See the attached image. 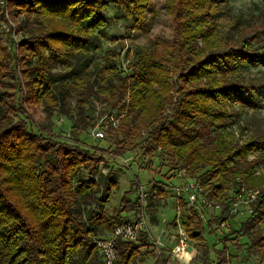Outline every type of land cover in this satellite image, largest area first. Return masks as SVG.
<instances>
[{"label":"trees","instance_id":"16d2710c","mask_svg":"<svg viewBox=\"0 0 264 264\" xmlns=\"http://www.w3.org/2000/svg\"><path fill=\"white\" fill-rule=\"evenodd\" d=\"M151 1L0 3V19L9 26L0 33V85L14 74L21 97L20 111L7 105L0 112V264H106L96 242L131 219L129 212L134 218L141 216V193L133 199L124 194L120 201L124 205L113 215L102 212L117 177L104 154L107 148H89L78 136L94 126L87 112L91 90L77 77L78 92L70 109L66 80L91 65L92 53L101 49L109 2L122 7L126 17L138 25ZM229 1L164 0L174 28L165 53L170 58L161 52L145 57L135 53L129 72L122 54H116L107 70L117 74L119 82L109 88L103 101L122 117L117 128L109 121L104 139L108 156H124L141 144V159L149 164L159 160L161 167L168 168L163 174L166 179L184 170L199 182L202 194L219 204L220 212L212 214L209 224L220 226L222 221L240 216H227V212L229 199L241 185L258 189L252 213L238 224L237 232L247 238L250 255L264 256V180L252 176L259 161L247 158L254 153L264 156V131L240 142L228 127L236 116V106L255 108L243 96L255 87L248 89L235 74L245 64L264 65V50L249 48L248 38L221 49L212 22ZM11 33L20 34L21 39L15 40ZM5 40L10 43L8 49ZM9 50L13 64L8 60ZM58 66L64 72L54 71ZM4 93L0 91V106ZM36 106L68 117L74 141L63 142L49 135L45 127L39 128L29 114ZM238 127L244 131L243 126ZM102 167L110 169L103 173ZM170 172L173 174L168 175ZM169 182L171 179L155 182L160 185L152 195L167 191L174 197ZM137 186L134 180L133 189ZM208 209L199 199L195 207H184L183 213L188 237L200 250L193 259L201 262L208 254L203 235ZM115 251L114 264H142L152 257L154 264H169L167 255H157L144 229L135 241L117 239ZM219 256L221 264L232 257L223 252Z\"/></svg>","mask_w":264,"mask_h":264},{"label":"rangeland","instance_id":"374dc122","mask_svg":"<svg viewBox=\"0 0 264 264\" xmlns=\"http://www.w3.org/2000/svg\"><path fill=\"white\" fill-rule=\"evenodd\" d=\"M4 2L5 0H0L1 4H4ZM217 13L212 23L218 29L219 39L222 43L221 49L238 44L242 38H248L249 48L258 51L264 50V33H259L260 30L264 31L263 0H231L226 8L219 9ZM106 18L107 23L101 30L103 35L102 46L98 52L92 53L91 65L89 64L86 68L78 70L75 75L71 74L66 80L71 94L68 99V106L70 109L74 108L75 95L78 92L76 78H82L85 81V87L91 90L87 112L93 118L91 124L94 126L87 132L79 133L80 142L89 148L98 146L107 148L104 154L108 159L107 162L113 166L117 177V185L113 188L107 203L102 206V212L109 215L115 214L124 205L120 202L122 196L127 194V199H133L137 196V193L140 195V187H142L145 193L141 196V216L146 222L145 230L152 240L161 243L157 248L160 253L163 252L168 256L169 264H184L185 261L173 252L176 244V239L173 236L177 230L175 197H171V194L167 191L163 195H152V190H149V185L153 181H168L171 179V183L177 185L179 183L178 179L175 176L167 178L168 180L163 177L167 167H161L159 160L155 159L149 164L141 159V144L124 156L111 157L108 156L110 151L104 139L109 127L110 113L116 118L117 126L115 128L118 127V122L120 123L122 117L118 115L117 109H112L107 102L103 101L104 94L109 88L119 82L118 75L107 70L108 64L113 61L116 54L121 53L124 60L123 66L131 72L129 65L134 64L135 53L145 57L146 54L161 52L164 56L170 58L165 53H167L166 46L171 44L174 35L173 23L171 17L166 13L164 0H152L145 12L143 21L138 25L133 24L126 17L122 7L113 2L108 4ZM9 24H11V21ZM8 30V24L0 19V33L2 34ZM11 36L17 41L21 39L20 34L11 33ZM254 37L257 39L252 41L251 39ZM4 44L8 49L10 46L9 41L5 40ZM9 54L8 60L13 64L10 50ZM78 66V69H80V65ZM54 71L64 72V69L58 66ZM235 75L239 82L248 89L251 86L255 87L252 90L243 92V96L253 102L255 108L242 110L236 106V116L228 121V127L234 140L241 142L246 137L264 131V65L245 64L239 68ZM5 82L0 85V91L5 92L1 96L0 112L7 105H14L16 110L20 111L21 97L18 80L14 74H10L5 78ZM168 111L166 110L165 113ZM29 114L39 128H46L49 135L63 142L74 141L70 132L72 122L68 117L59 115L57 111H45L40 106L29 110ZM21 115L23 116V114ZM239 125L244 127V131L241 132ZM97 127H102L105 133L102 140L95 139L92 136L93 130ZM247 158L248 160L256 159L259 161L252 176L256 180H264V156L254 153ZM102 165L104 164L102 163ZM109 169V167H102L101 171L105 173ZM82 174L85 175V173ZM171 174L173 173L170 172L168 175ZM134 180L138 185V191L132 187ZM210 202L214 201L210 199ZM208 208L203 217L204 244L208 252L207 260L201 262L199 258H196L192 260V264H221L219 263L221 252L232 256L223 264H264V256L250 255L247 252V238L237 232L240 227L238 224L245 217L236 215L221 227L216 222L208 223L213 213L218 214L220 212L217 209L213 211L212 207ZM127 216L134 218L133 212H129ZM107 236L110 237V234L105 233L104 237ZM196 246L194 242H189L187 249L190 254H194V252L197 255L200 254V250ZM154 260L155 258L152 257L142 264H154Z\"/></svg>","mask_w":264,"mask_h":264},{"label":"built area","instance_id":"2783aa9c","mask_svg":"<svg viewBox=\"0 0 264 264\" xmlns=\"http://www.w3.org/2000/svg\"><path fill=\"white\" fill-rule=\"evenodd\" d=\"M110 121L112 125L115 127L117 125L116 118L110 116ZM92 136L95 139H101L105 136V133L102 127H97L93 130ZM175 177L178 179L179 183L177 185L172 184L169 185V189H171L174 193L175 197V209H176V217L175 223L177 226V230L175 231V235L173 236L176 239V244L174 246L173 252L176 256H180L185 262L184 264L190 263L196 253L190 254L188 251L190 239L185 229V223L187 222L184 216V207L189 209L191 207H195L197 202L200 201L205 204L207 207H212V209L219 208V204L216 202H210V200L202 194V186L199 182L194 179L188 177L184 170H177L175 172ZM167 182V181H166ZM156 185V186H155ZM158 183L154 181L150 183L149 190L155 191L157 189ZM141 196L144 192L143 188L140 187ZM258 195V189L248 188L245 185H241L237 192L233 195L232 198L229 199V207L227 216L232 214H238L240 216L246 217L248 214L252 213L251 203L256 199ZM184 202V206L182 203ZM226 224L225 221L220 223V226H224ZM146 222L143 216L139 218H131L127 222L116 226L110 237L105 239H100L96 242V245L103 256V260L106 264H114L117 255L115 251V243L117 239H124L129 241H135L138 238V235L141 230H145ZM157 255L160 253V250L157 248L160 245V242H155Z\"/></svg>","mask_w":264,"mask_h":264}]
</instances>
